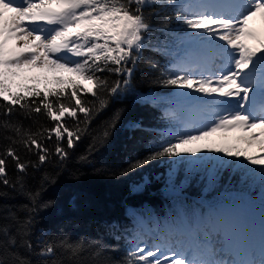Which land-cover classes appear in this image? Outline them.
I'll return each mask as SVG.
<instances>
[{
    "label": "snow or ice",
    "instance_id": "obj_1",
    "mask_svg": "<svg viewBox=\"0 0 264 264\" xmlns=\"http://www.w3.org/2000/svg\"><path fill=\"white\" fill-rule=\"evenodd\" d=\"M157 8L171 13L166 19L176 22L175 29L153 27ZM157 31L162 38L149 35ZM146 50L168 58L167 66L150 62L148 68L159 73L161 86L178 90L175 102L190 106L200 119L159 134L148 154L130 160L118 175L127 177L167 158L173 168H205L210 187L229 170L240 174L241 183L251 180L264 188V0H0V135L9 141L0 152V184L25 195L32 205L23 206L29 213L41 197L40 191L27 189L29 167L38 169L53 157L67 161L68 149L108 107L109 98L131 93L134 68ZM103 73L122 79L110 83ZM122 114V109L113 114L99 136L100 146ZM40 116L52 126L33 132L19 119ZM67 118L76 122L73 127ZM129 128L141 125L131 122ZM53 137L54 150L44 143ZM15 145L35 151L37 163L22 161ZM8 158L21 174L15 182L9 179ZM170 195L174 211L163 221L138 217L130 238L124 237L131 245L126 258L103 264H264V198L258 213L243 200L201 201L207 208L202 212L189 210L181 187H171ZM7 197L0 192V198ZM34 223L33 215L21 221L12 211L0 217V264H64L58 250L80 264L91 247L34 235ZM101 255L97 249L93 258Z\"/></svg>",
    "mask_w": 264,
    "mask_h": 264
},
{
    "label": "trees",
    "instance_id": "obj_2",
    "mask_svg": "<svg viewBox=\"0 0 264 264\" xmlns=\"http://www.w3.org/2000/svg\"><path fill=\"white\" fill-rule=\"evenodd\" d=\"M148 11H152L151 9ZM158 15H152L151 23L160 29L167 24V29L177 27L173 20L166 19V13L159 8ZM183 35V33H179ZM162 38L164 33L157 31L149 33ZM156 41H153L155 44ZM150 62H157L162 68L168 65V58L157 52L146 50L138 60L131 77V93L120 99L109 98L106 109L95 116L88 125L87 133L77 142L73 149H68L69 158L60 162L53 157L47 164L38 169L29 167L25 183L28 190L40 191L39 205L34 213H29L23 206L30 205L25 195L0 184V192H7V198H0V217L12 211L22 221L28 215H33L35 223L34 235L47 233L51 242L68 239L72 242L84 241L91 245L79 258L80 264H103L105 259L123 261L131 247L124 239L130 238L131 231L136 227L138 217L155 216L163 221L170 212L174 211V198L170 195V188L179 186L183 189L184 203L191 211L200 208L206 212L207 208L200 202L233 203L241 200L251 201L256 211L264 198V189L251 180L241 183L240 174L224 170L213 186H209L207 171L197 164H183L175 168L167 158L153 161L148 166L136 172L121 177L119 170L128 166L130 160L143 157L150 151V142L158 135L168 130H177L188 116L182 118L181 104L173 99L175 89L165 88L157 83L159 73L148 68ZM132 67V65H129ZM113 82L122 79L114 74L103 73ZM135 89L151 90L150 100H137ZM91 104L94 98L85 96ZM123 110L121 120L111 130V137L100 146L99 136L111 121L117 110ZM166 112L168 115H166ZM175 114L174 117L172 114ZM83 119L82 114H78ZM18 119V117H13ZM23 120L26 128L37 131L41 126L51 127L52 122L44 116L35 120ZM68 119V126L73 127L75 121ZM131 122L141 125V129L129 128ZM83 126V125H81ZM47 147L54 150L55 138L45 140ZM95 145L96 150L90 152ZM66 147V143L64 145ZM9 147V141L0 135V152ZM17 152L24 162L37 163L38 156L27 151L23 145H15ZM81 157H87L82 160ZM191 160V158H189ZM7 172L13 182L21 175L17 172L15 161L8 158ZM48 180L45 181L44 177ZM140 185V190L135 188ZM48 204V207L42 205ZM120 236L121 239H116ZM102 250L100 257L93 258V253ZM22 255L28 253L20 249ZM68 252L58 250V256L64 264H75L69 260Z\"/></svg>",
    "mask_w": 264,
    "mask_h": 264
},
{
    "label": "rangeland",
    "instance_id": "obj_3",
    "mask_svg": "<svg viewBox=\"0 0 264 264\" xmlns=\"http://www.w3.org/2000/svg\"><path fill=\"white\" fill-rule=\"evenodd\" d=\"M255 27L259 28V22H257V24L255 25ZM178 90L175 91V94ZM135 97L137 99V97L140 98V100H150L151 99V90H147V91H141L139 89H135ZM182 118L184 119L185 117L188 116V119L190 121H198L200 119L199 114L197 112H195L193 109L190 108V106L187 105H182ZM203 155H207L206 153ZM214 155V154H213ZM191 160H195V158H191ZM258 213V211H257Z\"/></svg>",
    "mask_w": 264,
    "mask_h": 264
}]
</instances>
